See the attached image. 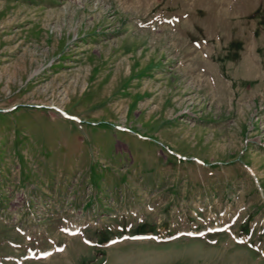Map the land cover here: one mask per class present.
<instances>
[{"label":"rangeland","instance_id":"374dc122","mask_svg":"<svg viewBox=\"0 0 264 264\" xmlns=\"http://www.w3.org/2000/svg\"><path fill=\"white\" fill-rule=\"evenodd\" d=\"M0 264H264V0H0Z\"/></svg>","mask_w":264,"mask_h":264}]
</instances>
